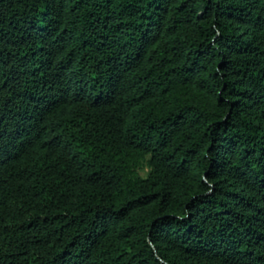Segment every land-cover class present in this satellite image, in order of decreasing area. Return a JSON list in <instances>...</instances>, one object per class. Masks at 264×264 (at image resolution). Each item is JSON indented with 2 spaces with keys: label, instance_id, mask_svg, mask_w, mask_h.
<instances>
[{
  "label": "trees",
  "instance_id": "trees-1",
  "mask_svg": "<svg viewBox=\"0 0 264 264\" xmlns=\"http://www.w3.org/2000/svg\"><path fill=\"white\" fill-rule=\"evenodd\" d=\"M0 264H264V0H0Z\"/></svg>",
  "mask_w": 264,
  "mask_h": 264
}]
</instances>
